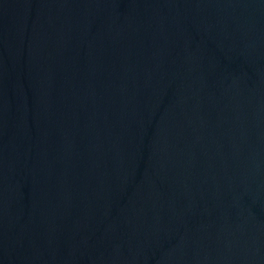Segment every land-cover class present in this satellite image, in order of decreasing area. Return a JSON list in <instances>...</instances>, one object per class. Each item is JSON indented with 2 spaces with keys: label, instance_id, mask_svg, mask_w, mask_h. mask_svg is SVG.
Masks as SVG:
<instances>
[{
  "label": "water",
  "instance_id": "water-1",
  "mask_svg": "<svg viewBox=\"0 0 264 264\" xmlns=\"http://www.w3.org/2000/svg\"><path fill=\"white\" fill-rule=\"evenodd\" d=\"M0 264H264V0H0Z\"/></svg>",
  "mask_w": 264,
  "mask_h": 264
}]
</instances>
